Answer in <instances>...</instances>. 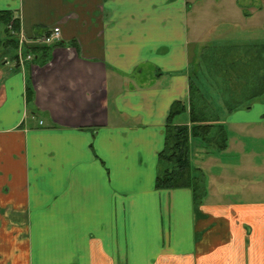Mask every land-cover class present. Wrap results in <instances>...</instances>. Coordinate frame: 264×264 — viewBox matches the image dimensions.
I'll return each mask as SVG.
<instances>
[{
	"label": "crops",
	"instance_id": "0c3cea01",
	"mask_svg": "<svg viewBox=\"0 0 264 264\" xmlns=\"http://www.w3.org/2000/svg\"><path fill=\"white\" fill-rule=\"evenodd\" d=\"M188 4L0 0L27 46L60 29L43 59L0 57V264H264L263 49L190 39ZM239 53L249 89L197 85L228 133L225 151L197 156L202 200L156 189L171 105L220 58L230 73Z\"/></svg>",
	"mask_w": 264,
	"mask_h": 264
},
{
	"label": "trees",
	"instance_id": "16d2710c",
	"mask_svg": "<svg viewBox=\"0 0 264 264\" xmlns=\"http://www.w3.org/2000/svg\"><path fill=\"white\" fill-rule=\"evenodd\" d=\"M20 31L21 24L18 15L9 10L0 11V50H15L17 54L12 58L15 62L18 59V34ZM49 48L48 45H26L22 49V54H30L33 58L43 59ZM258 56L257 58H259ZM16 66L19 67L17 63ZM216 88L218 89V87ZM200 92L194 82H190L187 99L174 102L171 105L165 126V148L158 155L160 165L155 181V188L158 190L190 189L197 202L202 200L205 193L204 173L198 165V154L203 158L218 155L228 146L227 130L213 116L219 107H214L213 103L208 102L204 94ZM261 94L257 93L252 97ZM199 96H202L207 102L205 103L208 110L204 111L199 107L198 99H201ZM27 100L31 101L30 91H27ZM244 103V101L223 102L228 111L234 110ZM183 113L188 114L189 125L176 124L177 119L185 118H177Z\"/></svg>",
	"mask_w": 264,
	"mask_h": 264
},
{
	"label": "rangeland",
	"instance_id": "374dc122",
	"mask_svg": "<svg viewBox=\"0 0 264 264\" xmlns=\"http://www.w3.org/2000/svg\"><path fill=\"white\" fill-rule=\"evenodd\" d=\"M187 1L190 3L188 4L189 10L187 14V25L189 32L188 35L190 39L193 38V31H195L200 36H202V34H205L204 39H202L201 43L207 42L203 43L206 44V46L220 47L226 45H257L258 47L261 46L260 48L263 49L264 53V0H256L257 4H260L261 6V9H259L260 6L256 5L259 10H256V6L254 5L249 6L250 4L248 0H240V2L243 1V9L249 12V14L247 13V15H244L242 13L243 10L239 9L238 6L235 5L234 1L236 0ZM38 31L40 32L41 30ZM3 53L7 55L8 59L10 60L17 54L13 49H9L8 51L1 49L0 57L3 56ZM246 56L247 55L240 53L234 55L233 59L237 60L234 62L236 64H233V69L230 68L228 70L230 71V73H223L225 67L222 66L223 59L220 58L218 63L216 64V68L215 66H209V69L207 68L208 71L203 70V72L199 73V78H196V81H194L195 75H193L194 84L196 83V86L198 85L201 91L207 90L208 92L213 93L215 87L221 89L223 87V84L221 83H224V81H226V85H228L227 88L230 90V92L234 95H238V93H241L245 89L250 88L248 86V83L254 84V81L252 80L250 73L247 70L251 66L245 67L242 63L243 60L245 61ZM226 59L227 62L231 61L230 58ZM206 74L209 81H207L206 77H203V75L206 76ZM212 76L214 77L212 78ZM202 84L206 85V87L203 88ZM263 88L264 83L263 86L262 84L261 86H257L255 88V91H261L263 90ZM246 97L248 96L246 95ZM199 98H201L198 99L199 107L204 111L208 110L206 107L207 102L205 101V99L202 96H199ZM187 115L188 114L183 113L180 114L179 117H185L184 119H186ZM176 121H178V119ZM241 169L237 172L232 173L231 178L233 180H237L241 177Z\"/></svg>",
	"mask_w": 264,
	"mask_h": 264
},
{
	"label": "built area",
	"instance_id": "2783aa9c",
	"mask_svg": "<svg viewBox=\"0 0 264 264\" xmlns=\"http://www.w3.org/2000/svg\"><path fill=\"white\" fill-rule=\"evenodd\" d=\"M40 43L43 45H52L57 43L60 40V29L58 27L53 28L49 32H47L43 37L40 39ZM28 43V40L25 38L22 30L18 34V59L16 63L19 66H22L24 62L33 60V56L30 54L23 55L22 49Z\"/></svg>",
	"mask_w": 264,
	"mask_h": 264
}]
</instances>
